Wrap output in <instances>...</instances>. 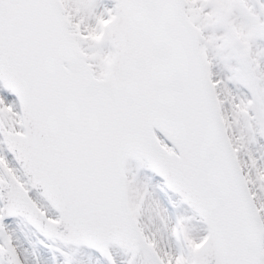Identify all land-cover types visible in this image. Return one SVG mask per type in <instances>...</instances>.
<instances>
[{"label": "snow or ice", "instance_id": "6c2138e0", "mask_svg": "<svg viewBox=\"0 0 264 264\" xmlns=\"http://www.w3.org/2000/svg\"><path fill=\"white\" fill-rule=\"evenodd\" d=\"M0 264H264V0H0Z\"/></svg>", "mask_w": 264, "mask_h": 264}]
</instances>
